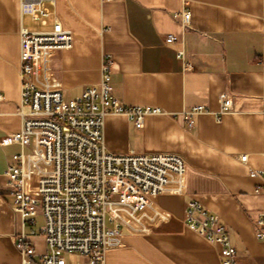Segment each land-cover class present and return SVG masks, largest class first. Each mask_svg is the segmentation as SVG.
<instances>
[{"label": "crops", "instance_id": "1", "mask_svg": "<svg viewBox=\"0 0 264 264\" xmlns=\"http://www.w3.org/2000/svg\"><path fill=\"white\" fill-rule=\"evenodd\" d=\"M20 2L0 0V141L22 127V31L48 30L57 20L72 33L73 47L36 63L33 80L73 99L100 82L108 60L114 95L162 114L146 116L140 130L108 114L107 149L184 161L182 177L108 241L106 264H220L218 247L186 225L194 200L228 229L238 264H264L255 234L264 216V0H55L47 3L54 15L46 26L22 15ZM183 10L191 13L188 30L174 16ZM168 35L175 42L167 43ZM222 93L231 96L232 109L220 116ZM197 106L207 111L189 127L184 114ZM20 154L26 193L36 194L50 169L44 149L0 143V264H23L13 242L21 233L38 253L45 250L40 230L32 236L23 227L6 187L5 172Z\"/></svg>", "mask_w": 264, "mask_h": 264}, {"label": "built area", "instance_id": "2", "mask_svg": "<svg viewBox=\"0 0 264 264\" xmlns=\"http://www.w3.org/2000/svg\"><path fill=\"white\" fill-rule=\"evenodd\" d=\"M54 2L21 0V14L46 26L47 19L54 15L47 3L54 6ZM174 16L184 30L189 29L190 11L183 10ZM22 36V127L19 133L6 136L0 143L44 149L50 169L39 179L34 195L25 191L27 175L22 154L13 156L15 164L5 172L6 187L14 197L13 209L23 227L28 225L30 235L35 236L39 221L43 223V253L35 250L25 233L14 237V246L23 264H81L67 263L66 255L81 257L85 264H106L108 241L118 237L122 225L136 217L151 199L164 193L172 179L182 177L184 161L173 155L110 152L103 133L108 114L123 115L140 130L146 116L162 111L121 102L114 95L108 60L102 65L100 82L87 86L73 99L65 98L60 89L39 86L32 78L36 63L71 49L73 35L54 20L51 29L23 30ZM175 40L173 35L166 37L167 43ZM178 54L181 56L182 52ZM219 104L218 115L226 114L232 109L231 96L222 93ZM206 111L203 106L189 109L184 114L188 126L192 127L193 118ZM246 159L241 157L242 162ZM185 218L191 231L218 247L220 264H238L230 233L216 215L194 200L188 204ZM256 227V237L264 244V216L256 221Z\"/></svg>", "mask_w": 264, "mask_h": 264}, {"label": "rangeland", "instance_id": "3", "mask_svg": "<svg viewBox=\"0 0 264 264\" xmlns=\"http://www.w3.org/2000/svg\"><path fill=\"white\" fill-rule=\"evenodd\" d=\"M33 28H36L38 29L37 27H33ZM43 225L42 221H39L37 227H36V230L37 232H39L40 230V227ZM65 260L67 263H81V264H85V260L81 257H77V256H72V255H66L65 256Z\"/></svg>", "mask_w": 264, "mask_h": 264}]
</instances>
